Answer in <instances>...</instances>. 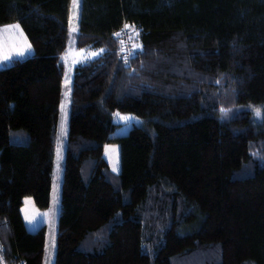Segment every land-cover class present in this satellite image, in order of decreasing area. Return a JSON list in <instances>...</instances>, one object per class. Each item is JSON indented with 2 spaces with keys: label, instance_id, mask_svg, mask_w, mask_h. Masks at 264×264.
<instances>
[{
  "label": "trees",
  "instance_id": "obj_1",
  "mask_svg": "<svg viewBox=\"0 0 264 264\" xmlns=\"http://www.w3.org/2000/svg\"><path fill=\"white\" fill-rule=\"evenodd\" d=\"M70 4L0 0L32 49L0 67V264L43 263L20 207L49 203ZM75 43L101 53L73 71L53 264H264V0H79Z\"/></svg>",
  "mask_w": 264,
  "mask_h": 264
},
{
  "label": "rangeland",
  "instance_id": "obj_2",
  "mask_svg": "<svg viewBox=\"0 0 264 264\" xmlns=\"http://www.w3.org/2000/svg\"><path fill=\"white\" fill-rule=\"evenodd\" d=\"M79 4V0H78ZM79 8V7H78ZM77 15L73 17V0L70 4V14L68 19V31L66 48L62 55L64 62V72L61 80V101L58 111V119L56 126V146L54 150V161L51 171V188L49 193V203L45 208H39L35 205L32 197L23 198L20 207V213L25 228L28 231H35L39 228L44 229V253L42 264H53L55 253V236L57 230V220L60 213V185L65 155V142L68 130V94L72 83L74 67L78 64L85 63L99 56V49H78L76 47L77 33ZM18 26V27H12ZM73 28L76 31H73ZM24 32L17 23L11 26L0 27V67L8 65L13 59H23L32 52L31 46ZM19 51H23V55H18ZM96 53L97 55H92ZM7 55L9 60H4ZM67 93V96H66ZM62 105L64 106L62 108ZM115 120L120 124L115 127L111 133L112 136L126 134L132 127L136 117L130 113H118ZM115 115V116H116ZM116 120V121H117ZM102 154L108 163L109 170L114 174L120 171L119 145L116 142H108L103 146ZM115 165V169H114Z\"/></svg>",
  "mask_w": 264,
  "mask_h": 264
},
{
  "label": "built area",
  "instance_id": "obj_3",
  "mask_svg": "<svg viewBox=\"0 0 264 264\" xmlns=\"http://www.w3.org/2000/svg\"><path fill=\"white\" fill-rule=\"evenodd\" d=\"M128 25L129 27H125ZM137 27L131 23H125L118 32L121 41V51L124 60L129 59L133 55V44L131 39L137 34Z\"/></svg>",
  "mask_w": 264,
  "mask_h": 264
},
{
  "label": "snow or ice",
  "instance_id": "obj_4",
  "mask_svg": "<svg viewBox=\"0 0 264 264\" xmlns=\"http://www.w3.org/2000/svg\"><path fill=\"white\" fill-rule=\"evenodd\" d=\"M78 7H79L78 0H73V17H74V18H75L76 15H77ZM12 27L15 28V27H18V26H12ZM125 27L127 28V27H129V26L126 25ZM73 31H76V29L73 28ZM116 35H119V33H117ZM137 35H138V34H137ZM28 47L30 48V45H28ZM17 54H18V55H23V51H19ZM92 55H97V54H96V53H93ZM3 59H4V60H9L10 57L7 56V55H5V56L3 57ZM66 96H67V93H66ZM63 107H64V106L62 105V108H63ZM258 114H259V113H258ZM114 169H115V165H114Z\"/></svg>",
  "mask_w": 264,
  "mask_h": 264
},
{
  "label": "crops",
  "instance_id": "obj_5",
  "mask_svg": "<svg viewBox=\"0 0 264 264\" xmlns=\"http://www.w3.org/2000/svg\"><path fill=\"white\" fill-rule=\"evenodd\" d=\"M14 23H17V22H12V23H8V24H3V25H0V27L2 26V27H6V26H11L12 24H14ZM18 24V23H17ZM19 25V24H18ZM20 26V25H19ZM21 28V27H20ZM22 30V29H21Z\"/></svg>",
  "mask_w": 264,
  "mask_h": 264
}]
</instances>
